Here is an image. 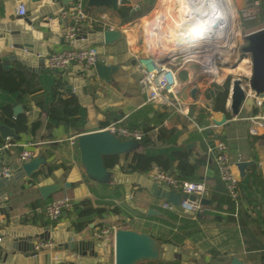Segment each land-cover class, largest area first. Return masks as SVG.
I'll use <instances>...</instances> for the list:
<instances>
[{
  "label": "crops",
  "instance_id": "1",
  "mask_svg": "<svg viewBox=\"0 0 264 264\" xmlns=\"http://www.w3.org/2000/svg\"><path fill=\"white\" fill-rule=\"evenodd\" d=\"M122 1L118 0V8L113 11L108 6H88V0H81L83 11L89 20L80 26L79 33L84 29L104 31L105 28L113 27L114 30L122 34L120 40L111 44L94 45L99 48L104 65L118 67L112 73L109 82L101 80L96 75L81 80L74 71L75 67H71L64 72H52L46 67V64L38 62L31 67V70L18 62H12L6 69L0 65V69L6 71L12 68L21 69L31 78L34 85L40 88L34 94H25L21 97L17 93H9L0 89V126L5 125L2 121L1 109L9 106L13 116L22 114L26 116L28 129L21 134L14 131L17 135L16 139H2L0 137V145L6 140H10L18 145L16 149L21 150L25 145L24 149L32 151L34 158L41 157L45 160V164L40 166L36 176L21 179L11 186L5 185L2 188V192L8 200L10 213L7 216L0 215V231L9 227H24L26 225L40 229L47 227L51 230L57 223H60L69 225L66 230L77 234L79 240L83 241H95V236L103 228L131 229L139 233H146L156 239L162 238V235H167L170 231V228L160 220L162 218L161 211H165L162 204L167 202L166 200L153 196L148 190L143 189L136 183H131L128 187L131 203L145 211L150 209L155 211L151 215L139 213L128 206L125 188L122 184L114 181L113 175H110L102 183H98L85 175L80 163L75 137L87 131L86 127L89 123L87 110L79 104L77 97H75L78 103L79 120L74 128H68L64 124H56L48 116V106L52 102L54 81L62 80L64 82V94L72 96V90H70V94L66 93L65 87L68 80L73 79L86 84L83 93L92 98L96 121L95 130L102 129L100 127L102 124L105 128L116 121L141 130L147 127L151 128L147 133V139L152 145L146 148H141L138 145L136 151L146 156L167 157L171 163V170L167 173L173 177L176 173L175 167L177 164L173 157L174 152L185 151L188 153L190 162H193L195 158L201 160L199 175L196 179L188 182L202 184L205 188L202 199L208 201V204L204 205L206 211L200 215V221L197 223L199 231L185 237L180 246L177 247L166 245L159 240L165 245V259L157 262L230 264L232 260H236L241 264H258L264 261V239L255 236L247 217L256 220L258 227L264 233V191L254 186L249 191L247 188V170L249 166L245 168L243 177H240L236 167V164L240 162H252V164L257 165L264 176V144H251L250 137L252 135L249 134L248 123L250 117L261 115L260 113L254 114V111L258 110L259 107L256 104L254 106L245 104L241 107L239 114L232 117L227 107V97L226 112L213 111L212 99L222 83L216 82L212 85L208 82L203 83L205 79L217 78L216 64L212 63L210 59L203 60V69H200L195 63H189L186 69L177 71L176 99L181 113L162 102H147L137 84L136 57L145 55L147 51L144 41L143 43L140 41L142 37L141 32H139L140 21H142L145 37L148 22L153 20V16L157 12L159 14L154 18L155 23L162 20L166 26L169 22L172 24L177 17L174 19L175 11L179 8L176 6L179 0H157L159 6L157 4L156 6L153 5L154 0H126L131 7V14L135 12L142 13L127 23H123L118 15V9ZM51 2L58 3L60 7H63L60 0H51ZM19 3L25 6V15L39 6V2H32L31 0H0V23H13L19 18L15 13V8ZM68 3H70V0H68ZM226 4H230L231 10L240 17V12L245 6L244 0H226ZM47 8H52L49 2ZM163 11H165L164 14ZM50 20L46 23H50ZM92 21H96V23H92ZM38 23H41V21L33 23V28L36 29ZM157 24L153 26L156 29L147 34L149 44L153 50H155L154 46L163 47L156 43L153 44L150 41L151 36H155L156 39H165L166 34H163L160 28L156 27ZM49 26L41 29L45 37H52L50 29H57L59 33L60 24L58 20L55 25L51 24ZM169 27L167 26V29ZM263 27L264 25L253 31ZM147 37L146 44L148 46ZM66 49L72 48L54 45L52 53ZM239 57L240 54H238ZM240 61H242L241 65L249 77L248 57L245 56L238 60V65ZM205 64L210 71L204 68ZM213 71H215V75L211 73ZM250 95L251 93H249ZM169 99L171 98L169 97ZM15 107H19L20 110L17 115L13 114ZM163 114V118L159 119V116ZM36 122L39 123L38 128L33 130L32 125ZM160 128L173 129V134L160 142L157 140ZM262 131L263 129L259 130L257 135H260ZM218 142H223L227 147L228 156L233 163L234 174L238 178L240 193L242 191L240 195L241 202L237 203L231 200L219 178L215 153V146ZM28 144L30 145L27 146ZM187 145H190L189 149ZM16 149H13L12 153L5 154L4 162L6 165L17 169ZM127 164L128 161L120 156L116 165H118L121 174H132L126 171ZM50 167L53 170L45 175ZM152 168L145 174H137L151 181L149 174ZM57 181L70 184V188H64L43 201L39 196L38 188ZM62 197L71 199L74 205H77L83 199H88L93 207L116 208L119 213H109L103 218H96L79 231L72 226V223L76 220L73 209L70 212L62 213L56 222L50 223L41 213L40 202H46L47 204ZM182 197L181 195V199ZM184 215L186 214L184 213ZM45 222L46 224H44ZM215 229H217L216 232H214ZM63 236L64 234L61 235V237ZM109 241L111 243L112 239H105L101 244ZM33 243L37 244L38 240L34 239ZM211 251L218 253V256L213 257L210 254ZM69 257L76 258V255L70 253ZM96 264H112V261Z\"/></svg>",
  "mask_w": 264,
  "mask_h": 264
},
{
  "label": "water",
  "instance_id": "2",
  "mask_svg": "<svg viewBox=\"0 0 264 264\" xmlns=\"http://www.w3.org/2000/svg\"><path fill=\"white\" fill-rule=\"evenodd\" d=\"M39 2V6L24 15L17 18L13 23H0V65L8 68L12 62H18L31 70L34 64L44 63L47 66V59L52 54L54 45L69 46L73 49H84L94 45H108L122 38V34L117 31H96L84 29L76 39L65 41L60 36L57 29H50L52 37H45L43 28L55 25L57 15L62 7L51 0H31ZM62 5L68 4V0H60ZM72 1V0H70ZM52 8H47V3ZM206 1H201V6L206 5ZM88 6H108L113 11L118 8V0H88ZM208 11V10H205ZM211 12V11H210ZM51 19L49 22L48 20ZM37 28H33V23L37 21ZM47 20V21H46ZM232 31L236 33L235 27ZM234 36H237L236 34ZM233 36V37H234ZM243 45L239 49L240 57L247 56L250 63L249 77L243 86L241 79L235 78L230 81L228 89L227 107L232 117H236L243 105L254 106L257 100H264V27L255 31L243 34L241 36ZM209 40L205 38L204 41ZM232 41V38H231ZM231 51L232 49L229 48ZM237 60V61H238ZM162 61V60H161ZM210 61L217 65H226L224 59L218 52H213ZM237 61L230 65L233 69ZM118 67L106 66L103 63H96L93 68L84 70L75 67L74 71L77 77L85 80L88 77L97 76L105 82H109L112 73ZM85 83L81 81L68 80L65 87L66 93L72 90V96L77 97L79 104L87 110L89 123L87 131L75 137L77 148L80 156V163L84 169L85 175L98 182L106 181L110 175L116 183L122 184L125 188L126 203L133 210L147 215L154 214L155 211H145L137 208L130 201L129 184L136 183L143 189L148 190L153 196L166 200L173 206H178L181 195L170 190L166 186H160L146 179L137 173L124 175L119 172L118 165L111 168L105 166V158L111 156H121L137 150V142L126 140L122 141L116 136L104 130H95L96 121L93 110L92 98L83 93ZM249 93L251 95L249 96ZM70 94V93H69ZM20 112L19 107L13 109V114ZM0 137L2 139H16L17 135L14 130L6 125L0 126ZM190 148V145H187ZM45 160L36 157L28 162L22 163L17 172L9 179L0 180V215L7 216L10 213L8 200L2 192V188L11 186L21 179L33 177L39 170ZM252 162H240L236 164L240 177L244 176V170ZM64 188H70V184L57 181L50 185H44L38 188V193L43 201L50 198L51 195L59 192ZM183 198H186L184 195ZM190 201L195 197L188 196ZM201 205L208 204L205 199L200 200ZM3 207V208H2ZM2 208V209H1ZM186 215L192 216L191 213L185 212ZM69 225L56 224L52 229L45 227L43 229L35 228L30 225L24 227H9L0 231V264H142L157 262L165 259L163 245L158 239L146 234L139 233L131 229L116 228L112 238V244L109 242L101 244L100 241H83L79 240L77 234L69 232L66 229ZM64 234L63 237L61 235ZM34 239L38 241H52L53 245L49 249L37 251L35 249ZM72 253L76 258L69 257ZM230 264H241L232 260Z\"/></svg>",
  "mask_w": 264,
  "mask_h": 264
},
{
  "label": "built area",
  "instance_id": "3",
  "mask_svg": "<svg viewBox=\"0 0 264 264\" xmlns=\"http://www.w3.org/2000/svg\"><path fill=\"white\" fill-rule=\"evenodd\" d=\"M244 3L245 6L241 10L239 17L242 22L254 19L256 16L260 15L261 5L258 0H244ZM15 13L19 17H23L26 14L25 6L19 3L15 8ZM235 14L237 16V13ZM207 17H209V14H205V16L201 18L206 19ZM57 20L60 24V36L63 37L65 41H72L78 36L80 26L87 22L89 18L83 11L81 0H72L60 9ZM188 21L190 22V18L187 22ZM233 21L235 23V20ZM92 23H96V21H92ZM149 23L150 21L148 25ZM157 23L154 24H157V28L167 29L165 22L162 20ZM233 27L232 25V29ZM154 29L156 28H152V30ZM105 30L114 31L113 27L105 28ZM229 36L233 38L232 35L229 34ZM212 37L213 36L208 37L209 40L207 41L210 42ZM144 38V45L147 50L146 54L136 57L138 87L145 96L147 102H162L181 113L176 99L178 87L177 71L186 69L189 63H195L200 69H203V59L201 58L202 55L208 53V49L203 48L207 41H202L194 46H185V48L187 47L186 49H172L171 51L160 53L159 51L149 49L146 44L145 35ZM96 63H103L99 48L97 46H89L84 49L72 48L52 53L47 59L46 67L52 72H64L71 67H80L84 70H88L93 68ZM169 97L171 99H169ZM256 106H261V100L256 101ZM248 123L249 134L256 136L259 130L264 129V116H252L248 119ZM100 130L107 131L122 141L131 140L140 142L144 137V133L141 129L123 125L120 121L110 123ZM29 145L30 144L27 146ZM17 147L18 145L10 140H6L0 145V180L11 178L22 163L28 162L34 158V153H32V151L24 149V147H26L25 145L21 150L16 149ZM13 149H16L15 158L17 169L6 165L4 162L5 154L12 153ZM215 153L219 178L223 182L228 196L232 201L237 202L239 183L237 176L234 174L233 163L228 156L226 145L223 142H218L215 146ZM149 179L160 186H166L170 190L182 196H186V198L182 197L178 205L181 213H191L192 217L205 213L206 209L200 203L205 192V188L202 184L178 182L172 175L162 171L158 167L152 168ZM192 195L195 197V200L190 201L187 197ZM73 206L74 203L71 199L62 197L48 202L43 209H41V213L50 223H54L59 219L62 213L70 212ZM173 207L174 206L168 202L162 204V208L165 210H171ZM114 231L115 228H103L97 233L95 239L103 242L105 239L112 238ZM52 245L53 243L50 240L38 241V243L35 244V249L37 251L49 249Z\"/></svg>",
  "mask_w": 264,
  "mask_h": 264
},
{
  "label": "trees",
  "instance_id": "4",
  "mask_svg": "<svg viewBox=\"0 0 264 264\" xmlns=\"http://www.w3.org/2000/svg\"><path fill=\"white\" fill-rule=\"evenodd\" d=\"M261 5V19L264 21V0H258ZM142 13H132L131 7L129 6L126 0H123L120 8L118 9V15L120 16L123 23L129 22L132 18L140 16ZM243 55L241 57L244 58ZM246 76H242V83L247 81ZM230 80L227 78L223 84L218 87L216 90L214 97L212 99V110L216 112L225 113V103L228 97V89H229ZM0 89L9 92V93H17L19 97L25 94H34L40 90L37 85H34V82L28 77L21 69L12 68L8 71L0 69ZM64 82L58 79L54 81L52 87V102L48 106V116L54 121L56 124H64L68 128H74L79 120L78 117V103L75 97L67 96L64 94ZM264 115V100L261 103V106L258 110L254 111V114ZM164 116L160 115L159 119H162ZM1 117L2 121L5 125L12 128L17 134L25 133L27 129V120L25 115H17L13 116L11 107L5 106L1 109ZM39 123L36 122L32 125V129L35 130L38 128ZM101 128H104V124L100 125ZM151 130V128H144L142 131L144 133V137L140 142H137L141 148H146L152 143L147 139V133ZM159 134L157 140L163 142L165 139L169 138L173 134V129L165 130L160 128L158 130ZM251 144L259 143L264 144V129L260 135L251 136L250 137ZM124 159L128 161L126 171L130 173H139L145 174L153 166L159 167L162 171L167 172L171 170L170 161L165 156H146L145 154L137 151H133L126 155H121ZM120 156H111L105 158V166L107 168H111L117 164ZM174 160L177 162L174 174V178L178 182H190L199 175L201 160L199 158H195L193 162H190L188 153L185 151L182 152H174L173 153ZM53 170L52 167L47 169L45 175L49 174ZM37 173L34 175L36 176ZM247 178H248V190H252V186L255 188L261 189L264 191V176L262 175L260 169L257 165L252 164L249 166L247 170ZM239 190V184H238ZM242 193V191H241ZM241 193L239 190L237 203L241 202ZM243 199V197H242ZM46 205V202H40V207ZM73 211L76 217L72 226L76 230H82L88 224H90L96 218H103L105 215L109 213L118 214L119 211L116 208L110 207H93L88 199L81 200L77 205L73 206ZM162 218L160 219L162 223L170 228L168 234L163 238H158L162 243L169 246H180L182 240L185 237H189L191 234L198 232V224L200 221V215H196L195 217L184 215L181 213L179 207L175 206L171 210H163L161 211ZM248 217V223L250 225L251 230L255 234L256 237L264 239V233L260 230L257 225L256 220ZM48 222V221H47ZM177 223V224H176ZM46 224V222L44 223ZM176 224V225H175ZM213 257L218 256V253L215 251H211L210 253ZM148 264H172L165 262H152ZM264 264V261L258 263Z\"/></svg>",
  "mask_w": 264,
  "mask_h": 264
},
{
  "label": "bare ground",
  "instance_id": "5",
  "mask_svg": "<svg viewBox=\"0 0 264 264\" xmlns=\"http://www.w3.org/2000/svg\"><path fill=\"white\" fill-rule=\"evenodd\" d=\"M201 1L202 0L178 1L179 3L176 6H178L179 8L178 10L175 9V16L173 15L174 19L177 16L176 20L173 21L172 24L168 20V24L170 25L167 24V26H170L169 29L160 28V31H162L163 34L166 33L165 39H156L155 36L150 35V41L153 44H159L164 48L163 49L154 46L155 50H159L164 53L165 51H171L172 49H186L187 47L185 48V46L197 45L200 42L204 41L205 38L213 36L211 38L212 40H210V42L207 41L205 47H203L208 49V53L202 55L201 58L203 60H209L213 52H220L224 47L230 45L232 37H230L229 34L232 36L235 35V33L229 28V26H231L232 28L235 16L234 11H232L229 6L230 4L227 5L226 0H203L207 3L206 5L201 6ZM205 14H209V17H207L206 19L201 18L202 16H205ZM189 18L190 22H187ZM154 24L155 22L153 18V20L150 21L148 25L149 31L147 32V34L152 31ZM167 31L169 32V34H167ZM224 44H226V46H224ZM204 68L206 70L209 69L206 64ZM211 73L215 75V71Z\"/></svg>",
  "mask_w": 264,
  "mask_h": 264
},
{
  "label": "rangeland",
  "instance_id": "6",
  "mask_svg": "<svg viewBox=\"0 0 264 264\" xmlns=\"http://www.w3.org/2000/svg\"><path fill=\"white\" fill-rule=\"evenodd\" d=\"M229 2V1H228ZM169 3V2H168ZM155 4V5H154ZM159 6V4L157 3V0H154V3L153 5L154 6ZM152 5V6H153ZM169 7V4L167 6V9ZM166 9V11H167ZM160 10V9H159ZM165 11H163V14H164ZM235 13V12H234ZM157 14H159L157 12ZM155 14V16L157 15ZM155 16H153V18H155ZM261 14L259 16H256L254 19H251V20H247L245 22H242L239 20V16H234V20H235V23L233 21V26L235 27L236 29V35L237 36H234L232 38V41L230 43V45H228L227 47H224L219 53V55L224 59V62L226 63V65H217L216 64V71H217V78L214 79V78H210V79H205L203 80L204 82L203 83H211V85L213 83H216V82H220L223 84V82L229 78V80H233L235 78H239V79H242V76H246L248 77V75L246 74L244 68L242 67L241 63L242 61H240L239 65L237 64L235 68H231L230 65H233L237 58H238V54H239V49L240 47L243 45V41L241 39V36L243 34H246V33H249L251 31H253L254 29L264 25V21L261 19ZM230 30L232 31V28L231 26H229ZM228 29V27H227ZM242 30V31H241ZM149 31V29L146 31V37H147V32ZM139 32H141V42L143 43L144 41V44H145V38H144V34H143V25H142V21H140V26H139ZM244 32V33H243ZM147 41H148V47L150 48V44H149V39L147 37ZM224 46H226V44H224ZM229 48H231L232 50L230 51ZM151 49L153 50V48L151 47ZM249 66H250V63H249ZM207 77V76H206ZM214 79V80H213ZM243 81V79H242ZM243 86L246 84V82L242 83ZM216 227H219V226H216ZM217 229H215L214 232H216ZM163 237H165L166 235H162ZM162 237V238H163Z\"/></svg>",
  "mask_w": 264,
  "mask_h": 264
}]
</instances>
